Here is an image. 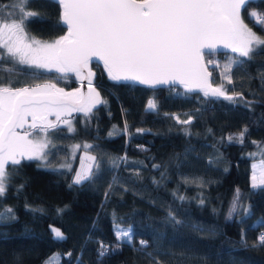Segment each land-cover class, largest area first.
<instances>
[{"label": "trees", "instance_id": "obj_1", "mask_svg": "<svg viewBox=\"0 0 264 264\" xmlns=\"http://www.w3.org/2000/svg\"><path fill=\"white\" fill-rule=\"evenodd\" d=\"M13 3L0 0V12L11 11ZM30 7L39 13L28 24L30 35L52 41L63 33L57 4L35 0ZM253 8L264 12V0H251L242 13L249 26L255 23L248 19ZM253 30L264 35L258 27ZM229 53H215L211 58L220 65ZM17 67L14 79L19 86L55 83L66 90L77 85L70 73L62 76L55 71ZM208 68L213 85L223 83L244 99L237 97L233 103L222 97L206 98L200 92L186 93L178 86L150 89L118 83L100 66L90 64L93 85L107 104L97 106L88 117L81 112L62 117L71 119L75 131L61 123L50 130L48 157L54 163L64 160L69 144L88 142L100 165L98 175L93 182L69 187L77 156L71 172L40 167L34 160L22 161L19 174H14L6 195L0 197V211L12 208L15 213V219L0 220V264H44L56 253L63 255L61 264H81L78 256L82 264H150L146 253H159L157 258L163 264H264V247H252L264 232V224L253 227L264 218V187L249 185L250 162L258 159L252 152L260 149V157L264 156V88L260 79L264 50L253 61L233 69V84L221 79L215 63ZM149 100L155 101L158 112L146 111ZM247 101H253L251 107ZM173 117H192V124H178ZM245 127L248 133L243 144L228 142V136H238ZM121 157L126 160L121 162ZM114 161L119 167H114ZM154 164L160 167L154 168ZM184 177L204 187L185 183ZM237 189L242 205L251 210L244 223L240 222L242 211L234 220L227 219ZM106 191L110 192L108 198ZM178 196L186 199L181 201ZM58 209L63 211L58 214ZM170 210L181 224L169 219ZM116 223L122 228L131 226V245L120 242L117 248ZM50 225L67 239L54 240ZM141 240L147 241L145 250H141ZM101 241L112 246L103 258L98 255ZM68 252L71 257L64 255Z\"/></svg>", "mask_w": 264, "mask_h": 264}, {"label": "snow or ice", "instance_id": "obj_2", "mask_svg": "<svg viewBox=\"0 0 264 264\" xmlns=\"http://www.w3.org/2000/svg\"><path fill=\"white\" fill-rule=\"evenodd\" d=\"M34 2L14 0L11 11L0 12V197L6 195L14 174H19L22 161L38 160L41 162L38 166H51L48 160L49 131L57 129L60 123L67 125L69 131H75L71 120L62 117L71 116L73 112H81L88 117L97 106L107 104L92 82L94 73L88 66L94 59L103 62L109 79L115 82H131L151 88L179 84L186 92L200 91L206 98L222 97L235 103L237 97L244 99L241 93L228 89L223 83L213 86V73L208 65L215 63L217 68L220 65L211 58L212 55L220 48L234 54L227 56L220 74L227 84H233V69L253 61L264 50V35L253 30L258 27L264 31V12L255 8L248 12V19L255 22L252 26L242 14L251 6V0H51L60 8L59 25L67 28L65 35L51 42L38 39L28 31L29 22L39 15L31 10ZM18 65L55 71L62 76L75 74L78 80H88V93L84 94L80 89L66 92L55 83L19 86V81L14 79L19 71ZM30 75L35 76L36 73ZM260 79L264 88V74ZM230 91L234 94L230 95ZM246 104L251 107L253 101ZM146 111L158 112L154 100H149ZM50 116H55V120H49ZM173 119L186 126L191 125L193 120L192 117ZM124 131L127 132V124ZM184 131L191 134L187 128ZM247 133L245 127L238 136H228V142L239 140L243 144ZM112 134L109 133L110 136ZM73 147L79 149L81 146ZM92 147L90 144L83 145L85 150ZM251 155L255 156V153ZM88 159L92 163L85 167L81 161L82 170L76 171L69 187L93 182L97 177L100 168L97 158L88 156ZM119 159L123 162L126 157ZM113 165L119 167L116 161ZM61 167L72 171L71 164ZM153 167L160 166L154 164ZM94 168L96 171H93ZM255 168L254 164L252 188H262L264 169L257 177ZM183 180L185 183H196L188 177ZM23 186L20 185L21 188ZM196 186L204 187L203 183H196ZM111 188L112 184H109ZM124 190L128 189L125 187ZM109 196L110 192L106 191L105 197ZM178 199L183 201L186 197L178 196ZM199 203L203 205L205 201L201 199ZM62 211L57 210L58 214ZM241 211L240 222L244 223L251 216V210L242 205L237 189L227 219L234 220ZM168 216L174 223H182L171 210ZM5 219H15L12 208L0 211V220ZM262 224L264 218L253 227ZM49 227L54 240L67 239L59 228L54 225ZM114 234L117 248L121 246L120 242L131 245L134 241L131 226L122 228L116 223ZM241 239L246 245L245 235L242 234ZM140 245L141 250H145L147 241L141 240ZM252 247H264V232L258 235ZM111 250V245L101 241L98 255L103 258ZM146 254L150 264H163L157 258L159 253ZM64 255L71 257L72 253ZM62 260L63 255L56 253L44 264H53V261L61 264ZM77 260H81L82 264V257L78 256Z\"/></svg>", "mask_w": 264, "mask_h": 264}, {"label": "rangeland", "instance_id": "obj_3", "mask_svg": "<svg viewBox=\"0 0 264 264\" xmlns=\"http://www.w3.org/2000/svg\"><path fill=\"white\" fill-rule=\"evenodd\" d=\"M57 38H59V37H57ZM57 38H55V39H57ZM49 42H51V41H49ZM233 55L234 54L231 53V52L228 54V56H233ZM226 62H227V57H226V59L224 61H222L220 63V68H219L220 74H221L223 66H224V64ZM48 119L49 120H54L55 116H50V117H48ZM62 119L71 120L70 118H62ZM62 125H64V124H62ZM65 126L68 129V126L67 125H65ZM84 144H89V143L88 142H82V143L74 142V143L69 144L68 145V149H69L68 157H66L64 160H61V161H58V162H55V163L52 160H50L49 157H48V160L51 161V166H40V167L54 168V169H64L66 167H61V166L62 165H66V164H72L74 158L77 156V160H76L74 169H73V171L71 173V181H72V178L75 175L76 171H81L82 170L81 169V161L84 162L85 167H87L88 164L92 163V161H90L88 159V156H93V154L90 152L89 149L85 150L83 148ZM74 145H80L81 147L79 149H74V147H73ZM49 147H50V145H49ZM252 153H255V156H258V159L250 162L249 185L251 187H252V175H253V171H254L253 170V165L254 164L256 165L255 174L257 175V177H259L261 170L264 169V163H262V160H264V156L260 157V149H257L255 151H253ZM34 161H35V163L37 165H41L40 161H38V160H34Z\"/></svg>", "mask_w": 264, "mask_h": 264}, {"label": "water", "instance_id": "obj_4", "mask_svg": "<svg viewBox=\"0 0 264 264\" xmlns=\"http://www.w3.org/2000/svg\"><path fill=\"white\" fill-rule=\"evenodd\" d=\"M57 5H58V4H57ZM58 8H59V5H58ZM59 19H60V8H59V11H58V21H59ZM61 26L63 27V33H62L60 36H63V35H65L66 32H67V28H66V26H63V25H61ZM60 36H59V37H60ZM225 52H230V51L227 50V49H223V48H220V49L217 51V53H225ZM90 64H95V65L100 66V67L102 68V70L104 71L105 75L108 77V74H107V72H106V70H105V68H104V65H103V62H102V61H97V60L94 59ZM90 64H89V66H88L89 70H90ZM70 74H72V73H70ZM84 74H85V76L87 75V70L85 71ZM72 75L76 78L75 74H72ZM108 78H109V77H108ZM76 82H77V85H76L75 87L70 88V89H66L65 91H66V92H73V91H75L76 89H80V91H81L82 93L87 94V93H88V80H87V79H84V80H78V79L76 78ZM118 83H128V84H132V85H139V86L148 87V86H146V85H141V84L131 83V82H118ZM35 85H37V84H33V85H29V86L35 87ZM40 85H43V84H40ZM171 86H178V87H180L184 92H186L185 89L183 88V86H181V85H179V84L171 85ZM213 86H215V85H213ZM158 87H164V85H161V86H158ZM158 87H156V88H158ZM148 88H150V89H155V88H151V87H148ZM193 92H200V91H192V92H186V93H193ZM200 93H202V92H200ZM202 94H203V93H202ZM73 113H74V112H73Z\"/></svg>", "mask_w": 264, "mask_h": 264}, {"label": "flooded vegetation", "instance_id": "obj_5", "mask_svg": "<svg viewBox=\"0 0 264 264\" xmlns=\"http://www.w3.org/2000/svg\"><path fill=\"white\" fill-rule=\"evenodd\" d=\"M30 119V118H29Z\"/></svg>", "mask_w": 264, "mask_h": 264}]
</instances>
